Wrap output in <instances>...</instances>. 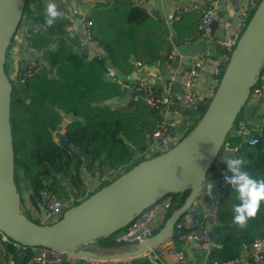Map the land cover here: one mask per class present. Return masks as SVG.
<instances>
[{
    "label": "water",
    "instance_id": "water-1",
    "mask_svg": "<svg viewBox=\"0 0 264 264\" xmlns=\"http://www.w3.org/2000/svg\"><path fill=\"white\" fill-rule=\"evenodd\" d=\"M27 0H0V231L27 246H47L63 250L67 255L115 258L139 255L169 238L176 222L191 208L211 166L221 151L227 134L250 97L251 90L264 68V0H260L237 45L232 50L220 82L197 124L168 151L146 158L115 180L91 193L79 203L68 207L56 222L43 225L28 218L22 210V195L15 181V151L11 125L13 84L6 73L8 47L19 29ZM250 4V1H249ZM35 24L27 23L26 32ZM217 21L212 22L215 36ZM26 40V34H24ZM181 62L189 64L192 56L206 54V38L180 44ZM48 49L40 57L49 67ZM89 52L88 45L77 49ZM180 87V83H175ZM132 88L123 86L118 98L124 100ZM29 101V100H28ZM66 119H72L67 115ZM62 125L57 130L60 131ZM70 145L66 136L60 137ZM83 156V152L71 147ZM230 155L232 151H226ZM104 158V155H103ZM87 159L85 158L84 161ZM189 189L184 203L175 208L164 225L135 250L98 255L81 246L126 227L143 210L168 193ZM30 199L35 205L33 194ZM216 247L211 245V249Z\"/></svg>",
    "mask_w": 264,
    "mask_h": 264
},
{
    "label": "trees",
    "instance_id": "trees-1",
    "mask_svg": "<svg viewBox=\"0 0 264 264\" xmlns=\"http://www.w3.org/2000/svg\"><path fill=\"white\" fill-rule=\"evenodd\" d=\"M130 12L144 21L151 20L141 6H133ZM30 19H34L35 24L42 25L43 31L33 36V48L40 52L48 49L50 66L43 64L42 71L28 79L22 87H17L14 80H11L15 181L22 195V202L25 188L29 189L36 200L38 199L40 189L46 186L43 178L50 179L49 186L60 195L63 191L58 186L61 178H70L72 186L81 189L83 180L80 167L84 157L91 163L96 161L107 163L106 161L112 160L109 164L114 163L115 166L123 164L126 170L147 158L144 156L134 159V154L122 138L124 135L128 140L137 143L138 138L145 137L142 130L139 131L136 127L134 114L99 103L100 99L118 98L123 88L117 79L104 78L106 53L104 52L101 58L96 55L88 58L87 55L76 52L75 46L78 41L72 39L69 30L64 29L65 21L47 23V19L32 7V0H27L19 27ZM51 35H55L57 40L53 46ZM105 45L108 56L115 62L117 57L110 47ZM124 53L120 54V61L117 63L120 68L128 62L129 54ZM162 91L163 89H159L156 93ZM133 101L145 104L142 99ZM207 105L208 102L201 107L198 116L191 117V123L182 137L197 124ZM244 108L245 106L239 112L233 127L242 118ZM64 114L74 117L65 127V136L70 145L55 140L54 132L63 123ZM231 130L226 140L230 139L232 145H240L235 155L244 160L243 166L236 167L248 171L257 179H264V123L260 132H254L260 137L255 145H249L242 136L229 137ZM73 146L80 149L84 156L72 151ZM222 151L223 149L218 156ZM103 155L106 157L103 158ZM214 166L215 162L211 169ZM188 193L189 189L173 193L174 201L168 215L184 203ZM238 203L240 201L237 199L236 191L229 185L225 195L218 201L215 223L209 227V236L216 245L211 249L209 257L211 263L214 260L224 262L235 259L241 254L243 242L250 243L256 238L264 237V200L260 201L255 215L247 217L243 225L233 219L234 205ZM190 210L188 212H191ZM26 216L31 219L30 215ZM119 231L92 242L94 252L110 254L119 250L124 243L112 237ZM25 262L26 256L23 258L18 256L17 264Z\"/></svg>",
    "mask_w": 264,
    "mask_h": 264
},
{
    "label": "crops",
    "instance_id": "crops-1",
    "mask_svg": "<svg viewBox=\"0 0 264 264\" xmlns=\"http://www.w3.org/2000/svg\"><path fill=\"white\" fill-rule=\"evenodd\" d=\"M211 1L147 0L141 7L147 11L151 18L150 21H144L131 14L130 10L134 6L131 0H32V7L37 13H40L51 22L65 21L64 29H66V25H72L73 28L69 31L72 39L78 41L75 51L84 47L81 41L84 36L85 22L87 18L91 19L93 21L94 35L103 45V53H106L107 65L114 70L116 79L122 83V87H133L138 81L147 80L159 91V89L164 88L167 81L173 78V89L176 92H180L181 82L184 74L189 70V64L181 62V57L176 48L177 44H187L206 38L207 52L213 53L212 58L215 59L217 53L222 54L218 41L231 33L237 24L242 7L248 4L250 0L220 1L213 20L217 21L215 36L211 35L212 24L206 33L198 30L197 23L201 14L200 10L189 9L182 10L179 13V9L183 6L196 3L209 5ZM49 3H53L56 6V10L60 15L48 17L46 7ZM28 21H24L21 24L7 50L6 73L10 80H16L17 68L23 57L41 55L40 51L29 47L24 39ZM50 37L52 39L51 46H53L57 43V40L55 35ZM105 44L110 47L117 57L115 62L108 56ZM88 50L89 52L83 55H87L88 58L93 57L96 50L90 47H88ZM123 52H125L124 54H129V57L127 65L120 68L117 63L120 61V54ZM104 78L111 80V77L107 74H105ZM176 82L180 83V87L175 86ZM197 87L204 95H209L210 90L204 80H200ZM99 103L108 104L112 109L125 110L134 114L137 122L136 127L139 131L142 130L145 137L143 139L138 138L137 143L128 140L124 135L122 138L134 154V159L144 157L143 151L150 142L151 131L159 113L139 101L134 102L131 99V94L124 100H118L115 103L104 99H100ZM66 116L67 114H64L61 130L54 132L55 140L58 142L62 141L61 136H65L66 124L74 118L71 115L72 119H66ZM186 119L183 116L172 120L173 137L180 138L183 135ZM241 119L245 120L247 126L253 130L261 128L264 123V101L250 97L245 105ZM105 157L106 155H104ZM230 157H236V155L222 152L218 156L215 166L208 172L207 178L190 210V213L201 217L208 227L215 223V218L210 215V203L212 198L218 197V169L224 163L223 160ZM84 159L80 167V174L83 180L81 189L72 186L70 178H61L62 185L65 190L67 189V195L65 192L61 194L64 199H68L70 196H78L92 187L100 164L105 163L100 161L91 163L88 160L84 161ZM106 162L109 163L112 160ZM209 183L214 184L212 189H209ZM30 194L29 189L25 188V198ZM29 202L32 206H37L33 201L29 200ZM26 207L28 211L29 205L27 204ZM171 240V238H167L158 246L133 256L97 258L67 255L65 264H89L91 261H98L99 264H213V262L209 261L211 250L209 256L204 252H188L182 260L170 256L167 253V247L170 245ZM176 243L179 245L178 242ZM138 244L124 243L119 250L110 252V254L135 250ZM92 246V242L87 243L81 246V249L94 252Z\"/></svg>",
    "mask_w": 264,
    "mask_h": 264
},
{
    "label": "built area",
    "instance_id": "built-area-1",
    "mask_svg": "<svg viewBox=\"0 0 264 264\" xmlns=\"http://www.w3.org/2000/svg\"><path fill=\"white\" fill-rule=\"evenodd\" d=\"M131 1L134 6H143L147 0ZM220 1L212 0L209 5L196 3L183 6L179 9V13L182 10H200L201 14L197 28L199 31L206 33L209 31L216 16V9ZM259 1L250 0V4H245L240 11L237 24L231 33L218 41L222 54L217 53L214 59L212 58L214 54L208 51L206 54L198 53L191 57L189 70L184 74L181 82L180 92L174 91L173 78L167 81L162 93H156L154 85L147 80L138 81L131 87V98L133 100L142 99L148 107L159 113L151 131L150 142L143 151L145 157L150 158L153 155L156 156L168 151L182 137H173V119L183 116L187 118L184 129L185 133L191 123V117L193 115L198 116L201 107L207 102L209 103L223 75L229 56L248 25ZM72 28L71 24L66 25L67 30H71ZM42 31V25L37 23L32 25L30 30L25 33L26 42L29 47L33 48L34 34ZM81 43L82 45H88V47L95 49L94 55L98 58L102 57L103 45L95 37L93 21L89 18L85 22L84 36ZM43 64L40 56L23 57L17 68V76L14 81L15 85L17 87L25 85L28 79L42 71ZM105 69L106 74L112 80H116L114 70L109 65H106ZM200 80H204L207 84V88L210 90L208 96L204 95L198 89L197 86ZM250 97L255 100L264 101V68L251 90ZM261 129L262 127L253 130L247 126L245 120L239 119L231 130L229 137L242 136L249 145H255L259 142L260 137L254 132H260ZM239 148V144L232 145L230 139H227L222 147V152L232 151L235 154ZM216 162L217 159L215 160V164ZM125 167L123 164L115 166L109 163H101L92 187L84 193L78 196H70L68 199H64L49 186L51 183L50 179L43 178L46 186L39 191L37 206L34 207L30 204V195L26 198L23 195L22 210L24 212L25 209L26 212L24 213L30 215L31 219L39 224H52L62 217L68 207L84 200L91 193L109 184L127 171ZM225 171L226 164L223 163L218 169V197L212 198L210 203V215L214 218L217 215L218 201L225 195V191L229 187V184L225 183L223 179ZM227 175L232 176L233 173L228 171ZM173 201V193L164 195L160 200L143 210L126 227L112 237L122 243H140L146 241L164 225L169 216L168 213ZM27 204L29 205L28 211ZM169 238L172 240L167 247V253L178 260L184 259L188 252H204L209 256L211 245L215 244L209 236V227L205 225L204 220L190 212L185 213L176 222L173 234ZM15 253L17 256H15ZM18 256L22 258L26 256L25 264H65L67 253L63 250H56L47 246H27L13 240L4 232L0 231V264H17ZM89 264H99V262L91 261ZM213 264H264V237L256 238L250 243L243 242L241 254L235 259L224 262L214 260Z\"/></svg>",
    "mask_w": 264,
    "mask_h": 264
},
{
    "label": "clouds",
    "instance_id": "clouds-1",
    "mask_svg": "<svg viewBox=\"0 0 264 264\" xmlns=\"http://www.w3.org/2000/svg\"><path fill=\"white\" fill-rule=\"evenodd\" d=\"M46 11L48 17L60 15L53 3L47 4ZM47 23L51 24V21L47 20ZM223 162L226 164V171L223 176L224 182L235 189L237 199L240 201V203L234 205L235 215L233 219L238 224L243 225L247 217L255 215L260 201L264 200V179H257L250 175L248 171H242L240 167H236L237 165H244V160L240 157H230L223 160ZM228 171L232 172L233 175H227ZM213 186V183H209V189H212Z\"/></svg>",
    "mask_w": 264,
    "mask_h": 264
},
{
    "label": "rangeland",
    "instance_id": "rangeland-1",
    "mask_svg": "<svg viewBox=\"0 0 264 264\" xmlns=\"http://www.w3.org/2000/svg\"><path fill=\"white\" fill-rule=\"evenodd\" d=\"M58 186H59L60 188H62V189H63V191L66 193L67 189L65 190V188H64V186L62 185V183H61V182L58 184ZM63 191H62V193H61V194H64V192H63ZM23 195H24V193H23ZM24 212H26V211H25V209H24Z\"/></svg>",
    "mask_w": 264,
    "mask_h": 264
}]
</instances>
